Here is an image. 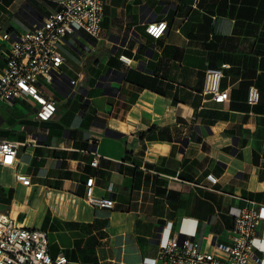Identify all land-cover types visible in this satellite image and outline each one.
<instances>
[{"label": "crops", "instance_id": "0c3cea01", "mask_svg": "<svg viewBox=\"0 0 264 264\" xmlns=\"http://www.w3.org/2000/svg\"><path fill=\"white\" fill-rule=\"evenodd\" d=\"M59 1L0 0V49L3 34L32 30ZM154 22L168 24L159 40L145 30ZM63 45L73 54L61 53L59 77L42 87L57 115L36 121L26 98L11 105L32 112L27 125L0 120L10 128L0 139L23 144L15 165L1 167L16 186H0V211L46 232L52 256L80 264H143L180 232L219 254L232 214L247 200L264 207V0H106L101 40L79 32ZM224 65L230 99L215 104L203 93L206 72ZM6 67L0 53V74ZM92 177L94 196L113 199V209L86 200Z\"/></svg>", "mask_w": 264, "mask_h": 264}, {"label": "built area", "instance_id": "2783aa9c", "mask_svg": "<svg viewBox=\"0 0 264 264\" xmlns=\"http://www.w3.org/2000/svg\"><path fill=\"white\" fill-rule=\"evenodd\" d=\"M58 11L32 30L20 33H6L2 40L8 46L0 49L7 59L6 70L0 74V106L11 105L17 100L28 98L37 108L35 119L40 123L51 121L58 113L56 102L47 98L43 85L53 84L60 75L65 59L59 45L66 39L83 32L94 40L102 38V24L105 18L106 0H60ZM168 29L166 22L146 25V33L155 40L161 39ZM120 61L129 65L131 61L121 56ZM208 69L204 95L211 96L215 104L229 101L228 90L221 89L223 70ZM260 94L257 88L248 91L249 105L258 104ZM22 143L0 139V167H13ZM100 156L96 154L93 167L98 166ZM211 185L218 179L209 174ZM17 181L25 186L31 179L18 174ZM95 178L87 180L86 200L91 205L113 209L111 198L97 199L93 194ZM231 242L219 254L201 250L195 233L180 232L168 235L160 242V251L155 259L146 258L143 264H264V236L259 227L264 223V207L247 200L246 206L234 214ZM46 232L19 227L6 213L0 211V264H80L63 253L52 256L49 251Z\"/></svg>", "mask_w": 264, "mask_h": 264}, {"label": "rangeland", "instance_id": "374dc122", "mask_svg": "<svg viewBox=\"0 0 264 264\" xmlns=\"http://www.w3.org/2000/svg\"><path fill=\"white\" fill-rule=\"evenodd\" d=\"M59 49L61 51V53H63V55L65 56H71L73 54V50L68 48L67 46H64L63 44L59 45ZM46 89H50L47 85H46ZM4 106V105H3ZM5 107H7V113H5L4 117L0 119L1 123H22V124H26L29 122L32 112L30 111L29 113H26L24 115H18L17 110H15V108H12V105H5ZM16 107L18 108H24L25 105L24 104H16ZM25 109V108H24ZM3 108H1L0 106V111H2ZM25 111H27L25 109ZM28 112V111H27ZM9 127L5 128V126H0V133L1 134H6L9 133ZM16 132V131H14ZM11 137V136H9ZM21 152H23V148L21 150ZM22 171V170H21ZM0 186L2 187H8V188H14L16 186L15 184V172H13L12 170L9 169H2L0 167ZM18 190L16 191V197L18 199H20L22 197V191L19 187H17Z\"/></svg>", "mask_w": 264, "mask_h": 264}]
</instances>
